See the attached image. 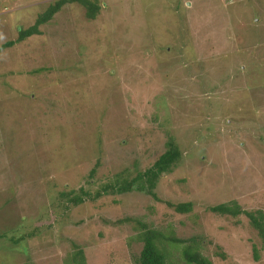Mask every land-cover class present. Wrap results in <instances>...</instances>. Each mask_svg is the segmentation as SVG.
<instances>
[{
    "label": "rangeland",
    "instance_id": "374dc122",
    "mask_svg": "<svg viewBox=\"0 0 264 264\" xmlns=\"http://www.w3.org/2000/svg\"><path fill=\"white\" fill-rule=\"evenodd\" d=\"M55 1L0 0V46ZM97 1L0 51V264H139L147 230L167 264H264L244 214L209 210L264 216V0ZM170 140L156 198L115 191Z\"/></svg>",
    "mask_w": 264,
    "mask_h": 264
},
{
    "label": "trees",
    "instance_id": "16d2710c",
    "mask_svg": "<svg viewBox=\"0 0 264 264\" xmlns=\"http://www.w3.org/2000/svg\"><path fill=\"white\" fill-rule=\"evenodd\" d=\"M68 3H78L81 5L85 9V17L88 20H94L100 9L97 0H57L49 4L48 8L42 14L37 16L34 25L27 29H20L18 31V37L16 40L7 42L0 46V51L5 48H9L16 43H20L28 37L39 35L41 33L39 27L50 22L53 16L58 13L65 4ZM179 158V149L170 140V142H168V150L154 162L152 167L142 173L137 174V176L130 182H124L121 185H116L118 187L115 189V191L129 192L134 188L138 191H145L148 195L156 198L153 189L156 187L159 177L163 173H170L177 164ZM68 200L74 206L84 202V200L78 196H74ZM191 207V203H182L174 206L175 211L180 214L191 212ZM209 210L213 213L229 215L232 217H237L241 214H244L249 219L251 225L257 230L260 237L263 239L264 245V216L260 211L254 213L246 212L242 210L236 203L216 205L210 207ZM161 237L163 236L155 230H147L143 233L141 236L143 246L138 257L139 264H167L165 254L158 247L161 244ZM253 249L254 258L257 259V251L255 248ZM182 255L186 264H211V262H209L206 258L202 257L199 253L192 251L190 248L184 249ZM72 263L85 264L81 251L75 254L74 258L72 259Z\"/></svg>",
    "mask_w": 264,
    "mask_h": 264
}]
</instances>
